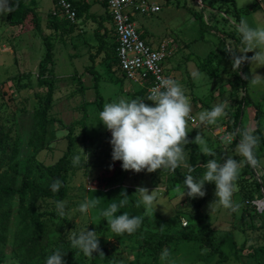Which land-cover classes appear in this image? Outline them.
I'll use <instances>...</instances> for the list:
<instances>
[{"label": "rangeland", "instance_id": "obj_1", "mask_svg": "<svg viewBox=\"0 0 264 264\" xmlns=\"http://www.w3.org/2000/svg\"><path fill=\"white\" fill-rule=\"evenodd\" d=\"M147 1L160 5V10L138 14L134 20L137 25H143L155 41L168 39L176 45L164 66L190 97L192 112L198 120L196 124H188V139L194 140L199 132L221 163L227 156L243 160L236 146H231L226 116L218 118L214 124H202L198 117L199 113L210 111L224 100L229 102L226 113L235 110L243 91L232 87L236 71L232 69L224 45L227 42L233 48H242L228 36L238 34L236 25L242 19L250 27H264V0H235V8L232 0ZM13 5L12 18H17L24 6H33L41 14L42 30L51 37L54 46L52 62L44 74V78L53 81L54 95L50 109L52 121L48 123L44 144L40 146L33 138L36 128L34 112L46 91L37 78V67L44 56L45 45L35 32L31 15L26 17L22 27L21 24L10 25L6 21L7 15H0V125L6 134L0 140V184L8 183L9 169L14 162H18L20 174L25 173L40 183H47L38 173L41 167L55 163L65 152L68 129L72 130L73 136L72 169L68 173L66 196L63 198L66 202L63 218L57 214L52 199L41 197L35 205L37 211L43 212L41 220L48 243L32 259L26 258V241L36 236V230L18 216L17 197L9 200L11 216L3 233L4 239L0 241V264H46V257L58 248L66 252V264H90L92 256H85L79 249L72 248L69 239L70 231L79 233L84 229L96 231L100 247L112 251L104 256L95 254L92 264H264V209L256 212L252 204L246 203L247 200L264 197V85L247 84L250 103L243 107L242 124L251 131L259 126L261 134L256 157L261 168L254 169L245 164L240 169L238 191L232 197L238 209L231 211L219 204L211 205L216 199L214 183H206V195L194 199L202 200L199 211L202 217L208 215L210 218L211 242L226 256L222 259L218 253H211L209 247L201 246L199 241L182 238L183 233L196 232L202 224L194 215L191 199L187 196L181 199L184 185L176 171L184 174L187 168L181 166L174 172L161 169L153 173H135L123 170L122 162L112 161L111 133L99 120L94 79L87 67L93 64L100 74L98 91L104 99L103 106L120 98H145L136 93L141 88L139 84L126 80L120 72L112 34L102 56L95 59L97 54L81 51L80 46L76 48L77 44L73 45V40L81 34H71L78 27L76 21L61 24L58 20L59 25L54 27L52 0H13ZM99 7L102 8L101 4ZM186 7L202 11L207 23L204 31H200L199 21ZM235 11L239 14L238 20ZM256 72L264 75V67L257 68ZM255 107L261 110L259 120L254 117ZM197 147L202 151V146ZM189 153L190 147L186 145L187 163ZM77 155L80 162L74 165L73 158ZM204 172L202 167V174L197 179L202 178ZM16 181L18 184L19 177ZM119 185L129 187L137 200L139 196L135 191L138 186L147 187L150 192L156 188L157 205L154 215H146L142 205L141 216L146 215V218L140 230L122 237L111 232L107 221L100 217L99 209H90L87 213L78 210L86 198L98 197L97 192ZM261 202L264 204V200ZM185 222L188 224L183 225ZM169 234L176 236L174 241L160 249L154 248ZM164 249L170 253L167 261L160 259Z\"/></svg>", "mask_w": 264, "mask_h": 264}, {"label": "clouds", "instance_id": "obj_2", "mask_svg": "<svg viewBox=\"0 0 264 264\" xmlns=\"http://www.w3.org/2000/svg\"><path fill=\"white\" fill-rule=\"evenodd\" d=\"M13 9L12 0H0V15H7ZM236 30L241 36L242 48H233L227 42L224 45V51L230 55L233 71L239 72L242 65L248 63L251 66L249 74L241 73L242 78L248 81L249 86L264 85V75L256 72L257 68L264 67V27H250L242 19L236 25ZM248 53L253 55L248 56ZM228 106L227 100L221 101L210 111L199 113V121L202 124L216 123L218 118L227 115L225 109ZM191 112L190 97L185 94L182 86L171 78H160L157 86L146 98L138 97L132 100L120 98L118 101L104 104L102 111L99 112V120L111 133L112 161L122 162L123 170L153 173L163 169L174 172L183 166L188 169V174L184 176L181 199L184 196L190 199L202 198L206 195L205 184L214 183L216 199L211 205L219 204L224 209L236 211L238 205L234 203L232 197L238 191L240 169L245 164L254 169L261 168V162L256 157L259 137L249 129H237L230 134V139L240 137L236 151L244 159L238 161L227 156L223 158L222 163L215 158L208 159L201 165L205 169L202 178H194L191 173L195 167L186 161V145L195 143L202 146V153L205 156L215 157L216 153L207 146V141L199 132L194 140L188 139V120ZM81 150L85 153L83 149ZM79 162L80 156L77 155L73 158V164L77 165ZM62 186V181L55 179L51 183V191L58 193ZM155 192L156 188L151 192L147 187L136 188L135 194L139 196L136 207L143 205L146 215L149 213L154 215L156 211ZM120 196L122 198L119 203H111L106 209L100 210L99 215L107 221L111 232L117 236L131 235L141 227L146 215L130 216L127 212L116 215L128 202L126 191H122ZM99 203L100 198H86L78 210L87 213L90 209L97 208ZM55 207L57 214L63 218L66 215V202L57 200ZM70 232L72 248L79 249L85 256H93V253L104 256L96 231L84 229L79 233L74 230ZM65 255L66 252L58 248L46 257V264H66ZM169 256V251L164 249L160 259L167 261Z\"/></svg>", "mask_w": 264, "mask_h": 264}, {"label": "trees", "instance_id": "obj_3", "mask_svg": "<svg viewBox=\"0 0 264 264\" xmlns=\"http://www.w3.org/2000/svg\"><path fill=\"white\" fill-rule=\"evenodd\" d=\"M233 1V6L235 8V1ZM13 3V0H12ZM75 8H76V19L82 15L84 12L81 7L78 5V1L76 0L74 2ZM199 21L200 24V31H204L205 26L207 23L203 19V13L202 11H196L194 9H190L186 7ZM236 19H239V14L237 11H235ZM31 15V19L33 22V27L35 29V32L42 38L44 45H45V53L44 56L40 59L38 63V81L43 84L46 87L45 96L43 100L41 101L40 105L37 107V109L34 112L36 123H35V131L33 133V138H35L40 146H43L45 137L47 134V126L48 123L52 121L50 117V109L53 103V95H54V84L52 80H49L48 78H44V74H46L48 70V65L52 62L53 56H54V46L53 42L51 40V37L47 34H45L41 27V18L38 15L37 11L33 6H24L20 9L19 15L17 18H12V12L8 13L6 16V21L10 25H20L24 22L27 16ZM54 18V27L56 28L59 23L58 20H61V24L65 22L71 23L70 20L66 18H59L55 15H52ZM90 17V14L87 15ZM75 19V21H76ZM233 41L236 42L237 45L242 46L241 44V36L240 34H229L228 35ZM97 38H100L97 35ZM117 46V42H115ZM229 59L230 55L226 54ZM248 56H251V53L247 54ZM91 59L93 58L91 55L89 56ZM116 59L118 61V58L116 56ZM249 64L245 63L239 72H236L234 79L232 80V87L236 89V91H243V94L240 96V98L237 100L236 108L233 112H227V123H226V129H228L231 133L235 132L237 129H245V127L242 124V116H243V107L245 104L250 103V97L248 95L247 91V84L248 81L242 78L241 73L249 74ZM87 71L93 75V87L95 90V98H96V104L97 108L100 111L103 109V97L98 91V81L100 78V74L94 69L93 64L89 65L87 67ZM136 93L139 96H145V98L148 96L146 93V89L144 87L139 88ZM261 115V110L258 107H255V119L259 120ZM253 134L256 136H260V130L259 126L257 125L253 130ZM6 134L3 133L2 127L0 125V140L4 138ZM67 144H66V150L62 154L61 157L58 158V160L50 165H46L41 167V172H39V176L41 178H45L47 183H40L34 179H32L28 174H20L18 171V162H14L10 167L9 172V180L8 183H1L0 184V241L4 239V231L7 230V221L11 216V207L8 205L9 200L12 197H17L18 199V205H17V214L20 217L21 221L26 223H31L35 230H36V236L30 237L27 241V250H26V258L32 259L34 258L38 253H40L44 246L48 243V237L45 231V228L43 227L41 216L43 212H39L36 210L35 205L37 201L41 197H47L49 199H52L53 201L57 200H63V198L66 196V184H67V178L68 173L72 169V162L70 159V154L73 149V136H72V130L68 129L67 135ZM240 137L236 136L235 138H232L231 146H236L239 142ZM190 147V153H189V164L195 167V170L191 173L194 178H199L202 174V167L199 165L204 164L207 162L208 159L215 158L217 160L218 157H209L203 155L202 151L198 149L197 144L190 143L188 144ZM179 177L184 180V176L188 174V171L184 174H181L180 172L176 171ZM19 177L18 184H16V178ZM55 179H60L63 183V186L59 190L58 193H53L51 191V183ZM258 183L257 187L258 188ZM122 191H126L128 195V202L127 204L121 208L116 215H122L123 212H127L130 216L140 215L143 212L142 205L137 208L136 207V197L132 193L129 187H126L124 185H119L113 188H110L106 191H100L98 193V197L100 198V203L97 206V209L103 210L106 209L111 203H119L120 199L122 198L120 196ZM258 199V198H257ZM251 200H247V204H251ZM193 205H194V212L195 217L199 219L202 224L199 227V229L196 232L190 233V234H182L183 239L187 240H197L200 242L201 246H207L210 248L211 253H218L219 256L222 259H225L226 256L223 254L222 250L220 248H217L213 246L211 240L213 238V231L211 228L210 218L208 215H204L202 217L199 209L202 205V200H194L191 199ZM6 206V208H4ZM255 207V206H254ZM256 212H258L256 210ZM188 222H186L185 225H187ZM140 228L136 231L138 232ZM134 232V233H136ZM115 234V233H114ZM129 234L119 235L116 237H122L127 236ZM176 238L175 235L169 234L165 235L162 240L158 242V245H156L154 248L160 249L165 244H169L170 242L174 241ZM104 254H110L112 251L111 249H107L106 247H100ZM97 253H93V256ZM93 256L91 257L90 264L93 262Z\"/></svg>", "mask_w": 264, "mask_h": 264}, {"label": "built area", "instance_id": "obj_4", "mask_svg": "<svg viewBox=\"0 0 264 264\" xmlns=\"http://www.w3.org/2000/svg\"><path fill=\"white\" fill-rule=\"evenodd\" d=\"M76 0H53L52 14L70 21L76 19ZM110 14L114 27L117 47L118 67L126 80H132L146 89L147 95L159 83L160 78H171L166 72L164 61L172 56L175 46L172 41L162 39L156 47H152L141 38L133 21L137 14H152L160 10V5L147 0H102ZM172 79V78H171ZM198 120L190 113L188 124H196ZM257 211L261 206L252 200ZM186 224V222H185ZM183 224V225H185Z\"/></svg>", "mask_w": 264, "mask_h": 264}, {"label": "crops", "instance_id": "obj_5", "mask_svg": "<svg viewBox=\"0 0 264 264\" xmlns=\"http://www.w3.org/2000/svg\"><path fill=\"white\" fill-rule=\"evenodd\" d=\"M77 1L79 4L78 6L81 7L84 12L76 20V22L78 23V27L77 28L75 27V29L71 33L72 35L79 32L81 33L79 35L80 38L77 37V39L73 40V45L77 44L76 48H79L78 46H80L82 48L81 51L88 50L90 54L93 55L97 54L98 56L95 57V59H97L99 56H102V54L104 53L106 42L110 41L111 34L113 36L112 42H116L114 27L112 24L110 14L108 13L106 6L102 0H77ZM100 4L102 8L99 7ZM34 6L37 7L36 4ZM52 7L54 8V2ZM39 13L38 15L41 16V14ZM89 14L90 17L87 16ZM135 16H133L132 19L140 31L139 33L141 38H143L148 45L152 47H156L159 41L158 42L155 41L152 36L148 35L149 33H147L143 25L142 26L137 25L136 21L134 20ZM25 23H26V19L22 24ZM22 24L21 27L23 26ZM97 35L100 38H97ZM86 43H87V47H84ZM173 45L176 46L174 43ZM69 54L70 53L68 51V55ZM165 70L169 75H173L167 69Z\"/></svg>", "mask_w": 264, "mask_h": 264}, {"label": "bare ground", "instance_id": "obj_6", "mask_svg": "<svg viewBox=\"0 0 264 264\" xmlns=\"http://www.w3.org/2000/svg\"><path fill=\"white\" fill-rule=\"evenodd\" d=\"M261 200H264V197L261 198V199H257L256 202L261 206V209H262V211H263V209H264V204L261 202Z\"/></svg>", "mask_w": 264, "mask_h": 264}]
</instances>
